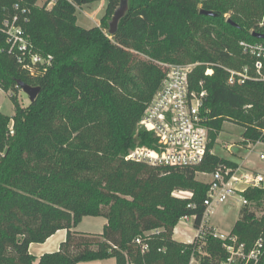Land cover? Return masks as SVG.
<instances>
[{
  "label": "trees",
  "instance_id": "obj_1",
  "mask_svg": "<svg viewBox=\"0 0 264 264\" xmlns=\"http://www.w3.org/2000/svg\"><path fill=\"white\" fill-rule=\"evenodd\" d=\"M96 1L54 0L48 7L37 0H0V20L18 3L19 23L34 50L53 58L31 75L6 53L0 32V84L14 103L11 117L0 112V264L107 258L116 264H187L191 256L198 264H225L223 243L230 240L206 233L185 242L174 229L183 215L193 217L194 227L201 222L209 184L197 173L238 167L212 152L224 121L244 128V144L264 143V70L256 73L253 58L238 44L264 41L253 35L264 34V0H126L113 34L109 19L121 0H106L99 25L77 24L76 7ZM154 60L199 63L191 81L197 86L202 80L207 90L209 142L196 164L154 166L125 158L137 144H154L153 134L138 126L162 77ZM244 66L252 77L229 84L228 69ZM18 82L40 89L25 106L17 100ZM241 195L247 202L229 234L245 252L260 239L262 255L254 264H264V212L251 209L262 204L264 189L249 187ZM84 216L105 217L102 231L75 230ZM59 229L66 236L57 250L39 257L29 252L31 243Z\"/></svg>",
  "mask_w": 264,
  "mask_h": 264
},
{
  "label": "built area",
  "instance_id": "obj_2",
  "mask_svg": "<svg viewBox=\"0 0 264 264\" xmlns=\"http://www.w3.org/2000/svg\"><path fill=\"white\" fill-rule=\"evenodd\" d=\"M13 8L15 12L12 15L4 16L0 20V32L5 37L4 50L8 55L14 56L16 61L33 75L36 73V68L49 65L53 58L50 54L41 55L34 50L29 35L19 23L18 3H15ZM20 13L25 21L26 9L21 8ZM239 45L243 52L253 58V68L261 75L264 70V41L248 43L240 40ZM153 63L161 70L162 77L146 102L138 126L153 134L154 144L153 146L137 144L128 150L125 158L154 166L182 167L196 164L207 153L209 142L208 128L204 124L207 118V109L204 107L207 90L202 80L197 86L191 81L192 71L199 63H170L157 60ZM211 73V68L205 70V74ZM228 73L227 81L231 85L242 83L252 77L247 66L242 70L228 69ZM0 89H3L1 84ZM13 124L14 121L10 118L7 126L10 136L14 134ZM223 147L229 150L230 145L225 144ZM259 158L264 159V152L259 153ZM239 170V166L233 171L226 167L210 174L211 180L208 182V190L203 200L205 211L198 227H194L192 223L195 235L191 241L203 240L206 233H211L222 240L228 239L230 243H223L224 248L229 252L225 264H234L238 259L245 263L251 260L254 264L262 255L260 239L250 251L245 252L242 244L235 246L234 236L229 233H218L207 224L208 214L214 205L224 203L228 199H233L237 204H244L247 202L241 195L244 190L249 187L264 189L263 174L239 173ZM172 194L181 198L191 197V193L185 191H174ZM179 221L188 224L193 221V217L183 215ZM136 241L140 242L139 239ZM146 247L144 245L143 249ZM187 264L198 263L191 256Z\"/></svg>",
  "mask_w": 264,
  "mask_h": 264
},
{
  "label": "rangeland",
  "instance_id": "obj_3",
  "mask_svg": "<svg viewBox=\"0 0 264 264\" xmlns=\"http://www.w3.org/2000/svg\"><path fill=\"white\" fill-rule=\"evenodd\" d=\"M54 2V0H37L38 5H43L47 2ZM106 0H99L87 5H81L76 7L77 24L89 28L100 24V20L105 13ZM227 17V15H226ZM111 18L109 19V22ZM264 23V17L259 22ZM248 43L247 41L241 39ZM240 41V40H239ZM239 44V42H238ZM17 100L20 105L25 106L29 103L28 96L22 90L17 94ZM0 112L7 116L14 114V103L10 97V92H6L0 89ZM244 128L230 121H224L222 129L218 134L216 143L213 147V153L221 157L232 159L238 164L241 163L239 173H261L264 175V159L259 158V153L264 152V144L257 142L256 144H244L242 142V133ZM229 144V150L223 146ZM197 178L204 182L211 180V175L198 174ZM241 204H235L228 199L224 203L214 205L210 215L208 216L209 223L214 225L218 233L228 234L235 220L238 218V212ZM251 209L255 211L256 215H261L264 212V199L259 206H251ZM106 223V218L103 216H84L81 223L76 228L78 231L88 233H100L103 225ZM184 224V225H182ZM187 232L189 236L195 233V229L190 227L191 225L178 221V225ZM179 228V227H178ZM176 238L179 240L186 239V236H181L177 233Z\"/></svg>",
  "mask_w": 264,
  "mask_h": 264
},
{
  "label": "crops",
  "instance_id": "obj_4",
  "mask_svg": "<svg viewBox=\"0 0 264 264\" xmlns=\"http://www.w3.org/2000/svg\"><path fill=\"white\" fill-rule=\"evenodd\" d=\"M51 5H52V2H49L48 3V7H50ZM212 152H213V150H212ZM229 160H232V159H229ZM238 166L241 167V163H239ZM198 174L210 175V174H205V173H197V175ZM197 175H196V177H197ZM231 201L233 203L237 204L233 199H231ZM213 207L211 208V211H212ZM210 213L208 214V216L210 215ZM81 221L74 228L75 230H77L76 228L81 223ZM192 223H193V221H191V223H189L191 225L190 227H192ZM207 224H208L209 227L213 228L216 231L215 226L209 223L208 217H207ZM177 225H178V223H177ZM177 225L175 226V229H174V237L176 238L177 233H179V235L187 237L186 239H183L181 241L190 242L194 238L195 233L192 236H189L187 234V232L185 230H183L184 226L181 228L180 226H177ZM182 225H184V224H182ZM65 236H66V230L65 229H59L54 234L49 236L44 242H42V243H31L29 245V252L32 253L33 255L39 257L41 254H43L45 252L55 251V250L58 249L60 242L65 239ZM176 239H178V238H176ZM80 264H116V263H115V259L114 258H107V259H102V260H93V261H90V262H84V263H80Z\"/></svg>",
  "mask_w": 264,
  "mask_h": 264
},
{
  "label": "water",
  "instance_id": "obj_5",
  "mask_svg": "<svg viewBox=\"0 0 264 264\" xmlns=\"http://www.w3.org/2000/svg\"><path fill=\"white\" fill-rule=\"evenodd\" d=\"M125 10H126V0H121L120 5L115 10V12L111 18V21L109 22L108 32L110 34H113L115 32V30L117 28L118 21L124 15ZM204 12L207 14H211L210 11H204ZM253 35L258 37V38H264V34H261V33H254ZM18 86H19L20 90H22L24 93H26V95L28 96L29 102H32L35 100V98L37 97L39 90H40L38 86H31V85H28L24 82H18Z\"/></svg>",
  "mask_w": 264,
  "mask_h": 264
}]
</instances>
